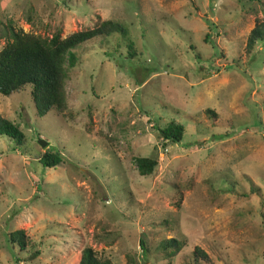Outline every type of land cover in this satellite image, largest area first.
Masks as SVG:
<instances>
[{"label": "rangeland", "instance_id": "1", "mask_svg": "<svg viewBox=\"0 0 264 264\" xmlns=\"http://www.w3.org/2000/svg\"><path fill=\"white\" fill-rule=\"evenodd\" d=\"M101 20L127 32L73 50L63 111L37 116L31 85L0 94L24 135H0V264H70L85 248L195 264L194 247L198 264H264V41L245 49L264 0H0V49L10 27L65 38ZM171 121L179 143L157 132ZM54 150L62 163L44 168ZM135 157L155 158L153 172ZM172 238L185 243L173 256Z\"/></svg>", "mask_w": 264, "mask_h": 264}, {"label": "trees", "instance_id": "2", "mask_svg": "<svg viewBox=\"0 0 264 264\" xmlns=\"http://www.w3.org/2000/svg\"><path fill=\"white\" fill-rule=\"evenodd\" d=\"M114 32L125 35L127 31L122 24L110 20H101L93 28L73 32L65 38H61L58 32L51 37H40L10 27L9 38L0 49V94L9 96L31 85L30 96L37 116L43 117L51 109L63 111L66 108L64 84L68 68L74 67L77 62L73 50L92 38ZM258 41H264V21L257 22L250 30L245 49L250 51ZM157 132L164 143H179L183 137L184 127L171 121L164 128H158ZM0 135L10 138L17 146L24 143L22 131L1 113ZM54 151L45 152L40 157L39 162L44 168H54L62 163L60 153ZM134 161L140 175L151 174L157 165V160L153 157H135ZM8 236L10 244H16L20 249L25 248L22 230L13 231ZM184 244L172 238L165 240L162 248L170 250L168 253L173 256L181 251ZM140 245L143 246L142 242ZM37 254L38 251H35L30 258ZM192 259L198 264L201 259L206 262L208 256L199 247H194ZM70 264L112 263L108 259L98 257L93 249L85 248L77 260ZM127 264L132 263L129 260Z\"/></svg>", "mask_w": 264, "mask_h": 264}, {"label": "water", "instance_id": "3", "mask_svg": "<svg viewBox=\"0 0 264 264\" xmlns=\"http://www.w3.org/2000/svg\"><path fill=\"white\" fill-rule=\"evenodd\" d=\"M38 143H39L42 147H44V146L47 144L46 141H43V140H41V139L38 140Z\"/></svg>", "mask_w": 264, "mask_h": 264}]
</instances>
